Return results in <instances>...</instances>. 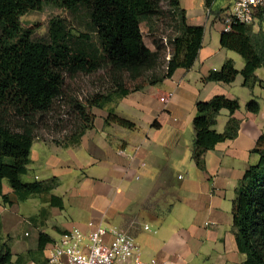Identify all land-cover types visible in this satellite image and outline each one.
<instances>
[{
    "label": "crops",
    "instance_id": "obj_1",
    "mask_svg": "<svg viewBox=\"0 0 264 264\" xmlns=\"http://www.w3.org/2000/svg\"><path fill=\"white\" fill-rule=\"evenodd\" d=\"M179 3L186 24L204 28L201 48L189 70L176 69L157 85L131 92L104 108L93 107L98 114H93L92 127L76 144L33 140L23 178L38 182L55 178L57 186L49 195L59 198L62 208L49 206L43 196L19 201L2 183L8 203L0 196V235L9 237L13 262L23 256L22 262L15 264H47L44 250L48 242L72 228L86 233L89 223L123 230L140 247L144 260L231 264L237 251L232 228L234 189L244 171L258 160L251 150L264 133V90L258 96V86L251 88L252 96L259 98V112L248 113L239 105L233 115L239 120L237 136L204 154V171L197 169L191 158L184 164L187 142L183 131L192 127L195 103L214 95L235 98L228 92L235 80L230 84L202 83L201 78L210 70H219L225 60H232L238 71L243 62L224 55L222 63H213L226 50L219 45L222 12L215 17L205 9L204 0ZM143 42L154 51L144 38ZM260 72V68L255 71L258 79H262ZM168 94L169 100L160 101ZM117 120L131 126L119 125ZM227 121V111L221 110L214 130L222 132ZM189 133L192 144L193 127ZM184 166L192 175L182 184V177L171 168ZM163 196L171 201L165 204ZM39 234L45 236L40 247ZM239 255L242 262L243 255Z\"/></svg>",
    "mask_w": 264,
    "mask_h": 264
},
{
    "label": "trees",
    "instance_id": "obj_2",
    "mask_svg": "<svg viewBox=\"0 0 264 264\" xmlns=\"http://www.w3.org/2000/svg\"><path fill=\"white\" fill-rule=\"evenodd\" d=\"M161 1L0 0V196L4 203L8 200L2 194L3 182L19 201L43 196L42 200L49 206L62 208L61 200L49 195L57 186L55 178L46 182L23 178L35 139L33 117L46 113L53 101L62 95L65 74L72 77L77 72L90 73L97 69L94 53L71 47L61 21L50 22L49 40L44 42L33 40L30 30L21 28L19 18L41 4L63 9L79 4L84 6L96 33L99 51L108 65L106 79L110 86L106 92L87 99L86 104L90 108H104L137 90L124 86L123 74L130 81L146 77L149 85L154 86L170 78L176 69L189 70L193 66L201 48L204 28L186 24L185 11L179 0H163L176 31L169 40L170 58L164 69L159 52L150 50L143 42L140 24L150 22L161 12ZM215 1L204 0V7L216 17L224 10L213 9ZM257 22L260 24L259 36L252 35V25L243 24H235L228 33L220 34V47L238 54L243 62L242 69L236 70L232 60H225L219 70L208 71L201 78L202 83L230 84L237 75L241 76L243 87L251 89L260 83L255 71L264 67V7L257 13ZM159 71L161 75L155 78ZM244 108L248 113L257 114L260 105L255 97H251ZM238 109V101L224 95H214L207 101L195 103L190 158L200 171L205 170L204 154L207 151L237 136L239 120L233 115ZM221 110L227 111L228 121L219 133L213 127ZM117 122L131 126L123 120ZM152 125L157 127L156 123ZM88 128H83L67 145L78 143ZM251 153L256 154L258 160L244 171L234 189L233 238L237 252L244 257L241 264H264V133L258 137ZM44 237L39 234V247ZM8 240V236L0 235V264L22 262V255L12 261Z\"/></svg>",
    "mask_w": 264,
    "mask_h": 264
},
{
    "label": "rangeland",
    "instance_id": "obj_3",
    "mask_svg": "<svg viewBox=\"0 0 264 264\" xmlns=\"http://www.w3.org/2000/svg\"><path fill=\"white\" fill-rule=\"evenodd\" d=\"M227 4V0H216L215 10L219 11L217 8L223 10ZM160 6L161 12L152 17L150 22L148 20L147 22H141L140 29L144 41L152 49L159 52L161 62L163 63L162 68L164 69L165 62L167 61L166 56L171 52L169 40L176 35V31L175 24L170 21V18L167 15L166 5L163 0L161 1ZM219 15H216V17L218 18ZM52 20H59L62 22L67 34L66 38L73 49L83 48L85 53H94L97 63V69L94 72H77L72 77L65 74L62 95L53 101L50 109L46 113L36 114L33 117L35 139L67 145L73 141L83 128L92 127L91 124L94 119L93 114H98V111L95 108L88 107L86 100L97 93L106 92L107 89L110 88L106 79L108 65L99 51L98 39L94 28L89 21L87 11L81 4L71 9H63L49 4H41L38 9L22 15L19 18V24L23 30H30L33 40L46 42L49 40V27ZM259 29V22L252 24V35L259 36ZM224 55H229V57L235 58L236 63L241 62V59L234 52L223 50L213 60L214 65L222 63L221 61L223 57H225ZM236 65L238 66V64ZM260 71L262 79H259L260 83L257 84L260 91L257 94L258 96H260L261 92L264 90V67L260 68ZM160 75L161 71L157 72L155 78H158ZM123 79L124 86L128 89H137L136 91H139L146 86H149L148 78L146 77L130 81L127 75L123 74ZM151 79L154 80V77ZM240 82L241 76L238 75L233 84L229 87L228 92L238 101L241 110H244V104L254 96L251 94V89L241 86ZM256 99L259 101V98ZM189 132H192L191 126H189V129L183 131L187 142L185 147V157L183 160L184 164H188L190 160L191 138ZM187 168V166L176 167V169L175 167L173 169L171 168L174 173L182 177L180 181L182 184L190 179L192 175ZM155 197L158 198V196ZM161 200H163L165 204L171 201L168 196ZM166 211L167 210L165 209L164 212ZM236 252L237 251H234L233 256L231 257L232 259H230L231 264L242 263V257Z\"/></svg>",
    "mask_w": 264,
    "mask_h": 264
},
{
    "label": "built area",
    "instance_id": "obj_4",
    "mask_svg": "<svg viewBox=\"0 0 264 264\" xmlns=\"http://www.w3.org/2000/svg\"><path fill=\"white\" fill-rule=\"evenodd\" d=\"M263 7L264 0H228L220 16L221 32L228 33L235 24H254ZM170 98L168 94L160 101ZM144 229L149 228L145 225ZM44 251L47 264H165L155 258L142 259L140 247L120 228L104 229L92 223L86 233L72 228L58 234Z\"/></svg>",
    "mask_w": 264,
    "mask_h": 264
}]
</instances>
